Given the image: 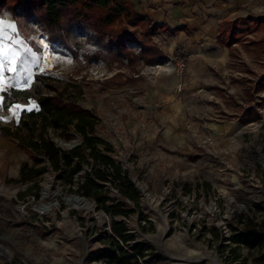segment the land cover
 I'll return each instance as SVG.
<instances>
[{
    "label": "rangeland",
    "instance_id": "rangeland-1",
    "mask_svg": "<svg viewBox=\"0 0 264 264\" xmlns=\"http://www.w3.org/2000/svg\"><path fill=\"white\" fill-rule=\"evenodd\" d=\"M19 14L0 8V28L20 53L0 73V247L9 254L0 253V264H111L95 260L111 218L94 198L71 192L51 168L21 180L22 164L33 166L31 157H39L18 146L42 128L35 125L32 135L20 128L39 109L36 88L44 95L64 92L95 113V135L113 146V157L142 194L141 215L126 219L137 240L153 249L141 264H225L221 247H232L236 217L264 219V11L237 21L241 39L221 45L224 58L208 68L212 81L200 85H186L192 67L174 58L164 27L152 42L141 40V28L121 31L132 56L83 26L68 47L52 44L38 19ZM152 46L164 56L153 58ZM46 49L50 67L42 64ZM40 75L44 82L35 79ZM13 90L30 98H6ZM69 131L72 140L48 124L45 137L69 151L81 144ZM104 191L119 198L113 187ZM239 254L234 264H264V245Z\"/></svg>",
    "mask_w": 264,
    "mask_h": 264
},
{
    "label": "trees",
    "instance_id": "trees-1",
    "mask_svg": "<svg viewBox=\"0 0 264 264\" xmlns=\"http://www.w3.org/2000/svg\"><path fill=\"white\" fill-rule=\"evenodd\" d=\"M2 7H7L14 13L18 11L27 20L38 19L52 44L68 47L74 39L75 28L83 26L92 29L100 38L107 37L110 44L121 54L132 56L131 50L125 46L121 31L141 28V40L152 42L157 32L163 28L154 26L149 17L139 14L132 0H0V8ZM237 28L240 29L237 21L224 22L220 28L222 30L219 32L218 43L230 48L243 35L237 34ZM150 49L153 58L164 56L158 48L152 46ZM174 58L185 65L188 63L178 52ZM35 79L44 82L46 77L40 75L35 76ZM35 93L39 109L30 111L22 118L20 128L27 129L30 135L35 133V125L41 124L42 128L35 140L23 138L18 146L30 154H38L39 157H31L33 166H29L28 162L22 164L21 180H34L51 168L60 175L71 192H83L84 195L94 198L97 208L103 209L111 218L110 235L103 248L98 249L95 260H104L111 264H141L147 255L153 254V249L137 240L126 219L136 213L141 215L142 194L131 180L128 170L113 157V146L95 135V113L79 106L74 98L66 97L64 92L44 95L36 88ZM10 97L14 98L13 101H19L28 100L30 95L26 91L13 90L6 94V98ZM48 124L61 131V136L66 140L73 139V135L69 134V129L72 128L79 136L81 144L69 151L59 148L55 142L45 137V126ZM2 131L3 134L14 137L7 129ZM85 166L89 167L87 171ZM82 172H85L84 179L76 181V176ZM35 186L37 188L38 184ZM105 187L115 188L119 198L110 197L104 191ZM244 219L245 216H237L235 228L230 223L232 247L227 251L226 247H221L225 264L239 262V250L242 247L255 249L264 245V219L259 224H255L254 218Z\"/></svg>",
    "mask_w": 264,
    "mask_h": 264
},
{
    "label": "crops",
    "instance_id": "crops-1",
    "mask_svg": "<svg viewBox=\"0 0 264 264\" xmlns=\"http://www.w3.org/2000/svg\"><path fill=\"white\" fill-rule=\"evenodd\" d=\"M132 3L154 26L165 28L170 38L163 34V39L168 41L174 55L178 52L186 58L187 67H192L194 77H189L186 85L212 81L208 73L210 63L224 58L218 43L221 24L264 11V0H132ZM215 131L218 133L220 129Z\"/></svg>",
    "mask_w": 264,
    "mask_h": 264
},
{
    "label": "snow or ice",
    "instance_id": "snow-or-ice-1",
    "mask_svg": "<svg viewBox=\"0 0 264 264\" xmlns=\"http://www.w3.org/2000/svg\"><path fill=\"white\" fill-rule=\"evenodd\" d=\"M13 31H15L14 28ZM12 39L14 38H6L3 29L0 28V73L4 71L6 63L11 62L15 64L20 58V53L12 46ZM6 40L8 41L7 43ZM24 51L27 52L29 50L24 49ZM8 70L15 71L16 69L13 67ZM29 83V80H25V85Z\"/></svg>",
    "mask_w": 264,
    "mask_h": 264
},
{
    "label": "bare ground",
    "instance_id": "bare-ground-1",
    "mask_svg": "<svg viewBox=\"0 0 264 264\" xmlns=\"http://www.w3.org/2000/svg\"><path fill=\"white\" fill-rule=\"evenodd\" d=\"M40 42H41V45L42 46H44V47H47L48 46V41H47V39H46V36H42L41 38H40ZM42 59H43V62H42V64L44 65V66H46V67H50V66H52V64H53V59H52V53H51V51H49L48 49H46L45 51H44V54H43V57H42ZM0 253L1 254H3V255H5V256H8L9 254H8V252L3 248V247H0ZM196 258H192L191 260H195ZM201 260V259H200ZM196 261V260H195ZM213 261V263L214 264H216L215 262H214V260H212Z\"/></svg>",
    "mask_w": 264,
    "mask_h": 264
},
{
    "label": "water",
    "instance_id": "water-1",
    "mask_svg": "<svg viewBox=\"0 0 264 264\" xmlns=\"http://www.w3.org/2000/svg\"><path fill=\"white\" fill-rule=\"evenodd\" d=\"M140 190H142V189H140Z\"/></svg>",
    "mask_w": 264,
    "mask_h": 264
}]
</instances>
